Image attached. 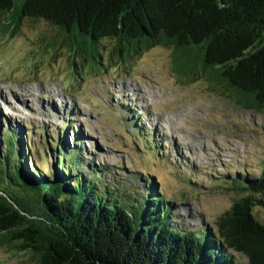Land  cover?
<instances>
[{
	"label": "trees",
	"instance_id": "obj_1",
	"mask_svg": "<svg viewBox=\"0 0 264 264\" xmlns=\"http://www.w3.org/2000/svg\"><path fill=\"white\" fill-rule=\"evenodd\" d=\"M24 17L56 26L53 42L61 38L86 65H103L104 39L115 40L118 62L172 47L178 75L204 76L242 107L264 109V0H0L3 30ZM67 135L43 140L53 157L44 168L46 153L28 133H0L1 245L39 264H264V222L254 213L264 207V166L223 179L242 196L213 224L187 227L157 181L142 197L124 196Z\"/></svg>",
	"mask_w": 264,
	"mask_h": 264
},
{
	"label": "rangeland",
	"instance_id": "obj_2",
	"mask_svg": "<svg viewBox=\"0 0 264 264\" xmlns=\"http://www.w3.org/2000/svg\"><path fill=\"white\" fill-rule=\"evenodd\" d=\"M57 33L46 20L27 17L18 28L0 27V133H28L27 143L46 153L42 167L53 158L43 140L68 133L124 196L142 197L145 184L157 181L177 204L176 221L194 228L213 224L242 196L223 179L239 170L260 174L264 109L242 107L204 76L178 75L172 47L154 45L118 62L115 40L104 39L103 65H86L61 38L53 42ZM20 95L28 105L17 102ZM254 213L264 222L263 206ZM0 264L39 262L0 244Z\"/></svg>",
	"mask_w": 264,
	"mask_h": 264
},
{
	"label": "bare ground",
	"instance_id": "obj_3",
	"mask_svg": "<svg viewBox=\"0 0 264 264\" xmlns=\"http://www.w3.org/2000/svg\"><path fill=\"white\" fill-rule=\"evenodd\" d=\"M33 90H34V89H31V90L28 89V90H27L28 92H30V93H28L29 96H34V95H35L34 93L31 92V91H33ZM132 90H134L135 94L138 92L135 88L132 89ZM0 92H1V90H0ZM141 92H142V91H141ZM24 94H25V93H24ZM0 99H3V98L0 97ZM16 99H17V98H16ZM17 102H18L19 104H22V105H28V102H27L26 98H24L23 95L18 96ZM9 103H10V102H9Z\"/></svg>",
	"mask_w": 264,
	"mask_h": 264
}]
</instances>
